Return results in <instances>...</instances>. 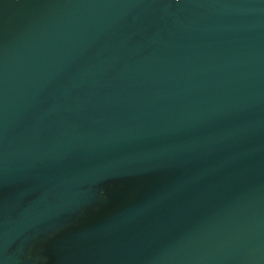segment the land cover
I'll list each match as a JSON object with an SVG mask.
<instances>
[{"label": "water", "instance_id": "95a60500", "mask_svg": "<svg viewBox=\"0 0 264 264\" xmlns=\"http://www.w3.org/2000/svg\"><path fill=\"white\" fill-rule=\"evenodd\" d=\"M0 264H264V0H0Z\"/></svg>", "mask_w": 264, "mask_h": 264}]
</instances>
